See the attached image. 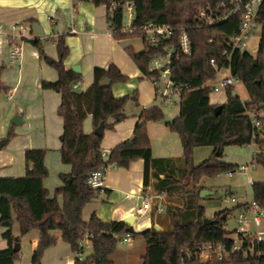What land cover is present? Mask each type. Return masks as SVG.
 Returning <instances> with one entry per match:
<instances>
[{
    "label": "trees",
    "instance_id": "16d2710c",
    "mask_svg": "<svg viewBox=\"0 0 264 264\" xmlns=\"http://www.w3.org/2000/svg\"><path fill=\"white\" fill-rule=\"evenodd\" d=\"M126 1L135 3L136 20L133 27L138 32L134 34L123 32L122 6ZM231 1L94 0L97 6L104 5L109 9L111 5H117L114 11L110 10L108 19L115 40L142 39V51L136 52L129 47L127 53L144 78L150 81L157 79L158 73L150 71L152 59L173 49L170 75L178 86L186 88L174 124L165 122L166 116L159 105L144 109L133 137L115 146L106 157L102 151L104 137L97 136L95 129L101 124L105 125L106 131L115 129L116 124L127 117L124 113L127 102L137 98L130 95L117 98L112 93V85L102 89L101 84L108 79L112 80V84L124 83L129 77L111 64L107 69H94V81L89 89L84 92L75 90L76 84L83 83V77L81 73L65 67L69 48L63 37L58 39V60L54 61L53 66L59 80L44 81L42 89L61 95L58 116L62 118L64 130L60 138V158L63 164L70 166L71 171L60 174L62 186L51 195L44 188V181L50 176L46 166L47 150L29 149L24 154L27 167L25 176L0 177V226L5 229L2 237L8 242V247L0 250V264H15L20 257V251L14 252L16 244L21 242L20 238L34 231L39 233V242L32 255L33 264H42L44 253L56 247L60 240L67 243L78 256L84 250L80 241L90 242L92 255L84 260L77 259L75 264H115L112 261L113 253L122 236L128 234L145 237L148 246L143 264H264V243L254 247V254L245 256L241 252L225 261L202 263L195 258L183 259L185 251H193L209 243H227L229 246L234 243L225 232V218L230 211L226 209L215 214L210 218L214 222L206 225V210L198 203L203 188L197 185L203 178L238 171V166L222 161L224 150L256 144L259 151L253 157V165L264 169V4L257 16L261 29L260 43L257 53L252 55L232 41L240 35V14L217 22L232 10ZM203 10H209L216 23L203 26L198 18ZM149 24L173 27L175 33L169 39L159 38L156 45H152L141 31ZM182 30L187 32L192 46L188 56L181 52L178 43ZM35 46L43 55L40 41ZM212 60L215 65H212ZM224 68L244 85L248 100L243 101L234 94V89L227 88V101L221 105L220 114L216 115L215 109L219 105L210 104L213 90L209 84L217 80L218 72ZM2 71L0 69V77ZM249 114L256 115L262 121L261 129L255 128ZM89 117L92 118L94 130L86 134L83 124ZM158 122H163L172 133L179 135L183 149L181 159H156L152 156L148 123ZM207 146L214 148L212 156L194 165V150ZM139 160L145 161L144 186H149L152 175L158 178L164 175L158 188L171 194L179 190L182 207L170 206L153 227L139 233L122 221L106 223L97 215H92L85 222L82 219L84 208L95 201L103 190H93L88 185L91 173L108 170L111 166L127 170ZM252 186L253 200L264 206V182H256ZM227 194L232 195L228 191ZM16 223L20 226L18 237L13 235ZM156 227L162 230L158 232ZM55 233H60V238Z\"/></svg>",
    "mask_w": 264,
    "mask_h": 264
},
{
    "label": "crops",
    "instance_id": "0c3cea01",
    "mask_svg": "<svg viewBox=\"0 0 264 264\" xmlns=\"http://www.w3.org/2000/svg\"><path fill=\"white\" fill-rule=\"evenodd\" d=\"M110 13L108 6H97L94 0H0V26L3 33L0 34V69L5 72L0 77V93L4 92L8 97L9 102H4V105L11 107L12 114L10 118L21 116V126L23 127L17 129L16 134L12 131L13 133L6 135L9 141L4 148H0V177L14 178L25 176L27 167L24 154L29 149L47 150L46 166L50 176L44 181V188L50 191L51 195H53L55 189L62 186L60 174L71 171L70 166L63 164L60 158L62 147L60 138L64 130L62 118L58 116L61 95L51 90L42 89L44 81H58V73L49 62H43L44 54H40L36 47L31 46L29 41L26 42L28 43L27 46H24L20 41L17 42L23 47V56L18 62H10V47L5 35L10 34L11 27L15 24L23 27L38 24L45 31V34L39 40L40 42L44 40L47 43L42 46L43 51L44 53L47 52L53 61L58 60L56 42L60 37L64 38L65 44L69 48V55L64 61L65 67L70 70L76 66L80 67V73L83 77V83L79 87L80 91L84 92L92 86L95 68L107 69L111 64H114L123 75L129 77L128 81L124 83L112 84V93L117 98L125 97V95L136 96L137 100H130L125 105L124 113L127 117L123 122L116 124L113 130H105L102 143L103 153L108 154L115 146L131 139L142 111L158 105L151 81L142 76L141 71L127 53V48L129 47H132L136 52L142 51L144 49L142 39L115 40L108 20ZM72 29H76L78 33L75 35L70 34ZM9 72L17 80L14 77H9ZM30 75L34 79L33 84L37 89L35 93L38 97L35 101L27 104V100L23 101L20 99L22 98L20 91L22 90L25 94L28 92L27 88L22 87L26 79L27 83L31 80L32 77ZM234 94L238 95L236 91ZM226 101L227 92L212 93L210 96L211 105H222ZM179 113L170 118H177ZM5 122L2 118L0 119V140L4 138L1 136H4L6 130L7 123L5 124ZM110 122H112V119H110ZM34 125L37 127L36 129ZM83 126L86 134L93 133L94 126L92 125L91 117L85 120ZM14 134L17 137L11 139ZM29 134H40V138L39 140H34L27 136L29 139L22 141L24 139L18 136ZM148 135L149 140H151L152 156L154 158H171L175 160L183 157L179 135L175 132L172 133L163 122L148 123ZM20 139L22 140L20 141ZM204 148H208L206 155L213 154V147L207 146ZM253 148L250 153L249 164L252 163L255 153L259 151V147L256 144ZM50 149L59 151V155L54 156L55 162L50 157ZM198 149L194 150V155L198 153ZM207 157L205 158L208 159ZM58 159H60V163ZM222 161L227 162L224 159ZM194 165L196 164L194 163ZM236 166L240 167L244 166V164ZM245 166L249 167L250 172V166L248 164ZM144 168V160L133 162L127 170L111 166L106 171L107 176L103 190L95 201L86 205L82 213V219L88 222L92 215H97L101 221L110 223L112 221H123L133 216L135 217L134 227L137 220H139V217L136 216V211L140 206V198L143 195H148L157 198L156 205L161 203L164 207V212L160 215L156 213V209L149 213L146 219V227L151 228L159 221L160 216H164L170 206H179L178 203L181 199L179 190H176L175 194H171L167 190L158 188L159 181L164 179V175H160L159 178L152 175L149 186H144ZM53 169L58 175V180L53 179L51 175L53 174ZM249 172L246 186H252L255 183L251 179ZM223 175L228 180L235 177H230L227 173ZM223 175L212 178V180H217ZM209 178H203L197 187L203 189L216 188V184H210ZM204 182L209 183L204 185ZM233 184L235 183L229 180L228 189L232 191L230 192L232 194L231 197L237 199L233 192V186H235ZM252 200L253 197L250 199L248 192H246V199H237L236 208L239 211L242 205ZM16 227L18 230L17 234L15 233ZM4 231L5 229L0 226V250L8 247V242L2 237ZM135 231L137 232V230ZM13 235L14 237L20 235V226L17 223L13 229ZM55 235L60 238L61 234L55 233ZM25 237L31 240V257L29 260H31L30 264H33L32 255L39 242V233L34 231ZM24 238H20V251L24 244ZM88 243L90 244V242ZM83 253L80 256L75 255L71 251L70 246L60 240L56 247L50 248L44 253L42 264H75L77 259H85ZM19 262L20 260H17L15 264H19Z\"/></svg>",
    "mask_w": 264,
    "mask_h": 264
},
{
    "label": "built area",
    "instance_id": "2783aa9c",
    "mask_svg": "<svg viewBox=\"0 0 264 264\" xmlns=\"http://www.w3.org/2000/svg\"><path fill=\"white\" fill-rule=\"evenodd\" d=\"M263 4L264 0H233L230 2L232 10L229 12V14L220 18L219 21L212 17V13L209 10H203L198 18L203 26H210L216 23V21L220 22L221 20H226L227 18L240 14L242 16L240 35L234 38L232 41L234 42L235 46L239 44L241 45L242 49L247 50V40L253 32L260 28V25L257 23V16ZM122 7L124 12L122 26L123 32L129 34L138 32V30L133 27L136 20L135 3L133 1H126L123 3ZM116 8L117 5L113 4L111 5L110 10L114 11ZM141 31L144 33L146 41L152 45H156V42L159 38L169 39L175 33V29L173 27L157 24L146 25ZM26 32L27 31L25 30V27L15 24L11 27L10 34L5 35L10 47L9 60L12 63L20 61L23 56V47H21V45L17 42L20 41V43H22L23 41L27 42L32 39V37L25 35ZM77 33L78 31L76 29H72L70 31V34L72 35ZM0 34H3L1 26ZM178 43L180 45L181 52L184 55L188 56L191 54L192 46L189 36L185 30H182L181 35L178 37ZM172 52L173 49H169L167 53L156 56V58L152 59L153 61L150 64V71L153 73L157 72L159 75L157 79L152 80L151 83L156 94V100L161 102V104H173L176 100L180 102V99L186 90V88L178 86L171 78ZM227 58H229V56H227ZM212 65H215L214 60H212ZM239 83H241L240 80L238 78H234L231 74V77L223 78L219 83H211L209 85L212 87L213 93H221L227 92V88H236ZM79 87L80 85L76 84L74 89L76 90ZM249 116L253 121L255 128L261 129L263 127L262 121H260L256 115L249 114ZM108 154L103 153V156L106 157ZM251 165H253V160ZM106 171L107 169H102L91 173V176L88 179V185L93 190H102L104 188L107 176ZM248 171L249 167L244 165L240 166L238 171L229 172L227 174L232 177L240 174L241 172L246 173ZM230 199L231 202L235 204L238 203L236 198L230 196ZM156 200L157 198H153L148 195L141 196L140 206L137 208L136 216H144L147 213H151L154 209H156V213L158 215L162 214L164 212V207L161 203L156 205ZM236 218L238 222V228L234 232H231L225 228V232L228 235L227 237L234 241L231 246H229L227 243H209L208 245L193 251H185L183 259L193 260V258H195L202 263H206L210 262L211 260L225 261L232 255L241 252L245 256L250 253L254 254V247L257 244L264 243V206L257 201H249L247 204L241 206ZM251 229H254V232L250 231ZM121 240L125 244H130L133 241L131 235L129 234L122 236ZM86 242H88V240L80 241V245L84 247Z\"/></svg>",
    "mask_w": 264,
    "mask_h": 264
},
{
    "label": "rangeland",
    "instance_id": "374dc122",
    "mask_svg": "<svg viewBox=\"0 0 264 264\" xmlns=\"http://www.w3.org/2000/svg\"><path fill=\"white\" fill-rule=\"evenodd\" d=\"M26 32V36L28 37H33V33L31 30V26L28 25L25 27ZM260 33H261V29L259 28L258 30H256L255 32L252 33V35L249 37L248 41V48L247 51L249 53H251L252 55H255L257 53V48L259 45V38H260ZM24 46H27L28 43H26V41L22 42ZM47 43L46 41H41L40 45L41 46H45ZM46 57L51 58L47 52L44 53L43 55V62L47 63L46 61ZM3 74L5 72H2ZM8 75L9 77H14L13 74H11L9 72ZM218 78L217 80L214 82V84H217L221 81V79L223 78H228L231 77L230 71L226 68L221 69L218 72ZM8 76L6 75V77L8 78ZM16 76V75H15ZM30 77H32L30 75ZM15 80L16 77H14ZM26 79V78H25ZM34 79L33 77L31 78V80L28 81L27 83V79L26 82L24 83L22 88H27L28 92L23 93V91H20V94L22 95V99L27 100L28 103H31L33 101H35L38 97V95H36L35 91L37 90L36 87H34ZM26 86V87H25ZM238 95L243 99V101H247L248 100V94H247V90L244 88V85L242 83H239L237 85L236 88H233ZM77 90L80 91V88H78ZM4 102L8 103V97L6 95V93L1 92L0 93V119L2 118L3 121H6V130L4 132V137L2 140H6L8 134H10L12 131L16 134V130L17 129H21L23 128L21 125L19 126H15L12 125V120L15 116L11 117L12 111H11V107H6L4 105ZM158 105L163 109L164 114L166 117H173L174 115H177L180 111V107L178 104V100L175 101V103L171 104V103H166V104H161V102H158ZM5 128V126H3ZM35 127V125H34ZM37 127H35L36 129ZM1 129V128H0ZM1 132V131H0ZM12 132V133H13ZM13 135L11 136V139L16 138L17 135ZM39 135L40 134H29V135H18L19 137L21 136L24 140L20 139V141H26V139H29L30 137L33 138L34 140H39ZM27 136H29V138H27ZM0 140V141H2ZM256 148V147H254ZM253 146L252 147H228L225 149L224 151V160H226L228 163L233 164V165H239V164H248L250 166V177L251 179L256 183V182H264V169H262V167L258 166V165H251L250 163V156H251V151L252 149H254ZM208 149V148H207ZM206 148H199L198 153L197 154H193L194 155V163L196 165L201 164L203 161L207 160L205 157L210 158L212 156V154L210 155H206ZM195 153V152H194ZM50 157L53 160V162H55L54 156L59 155V151H55V149H50L49 151ZM58 158V157H57ZM58 162L60 163V159H58ZM54 168V166H53ZM247 173H240L237 176H235L233 179H229L231 180L233 183V192L235 193L237 199H246V192H248V196L250 199H252L253 197V187L252 186H246L247 183ZM53 179H57L58 180V175H56V171H54L53 169V174H51ZM228 178L223 175L222 177L218 178L217 180H212V178H209L210 184H216V188H214L213 190L216 192L215 195L212 196H208V198H204L201 199L199 198L198 203H200V205L202 207L205 208L206 213L205 216L206 218L210 219L213 218L215 216V214L223 212L224 210H229V214L227 215L226 219V228L231 231L234 232L237 228H238V222H237V214H238V209L236 208V204L231 202L230 199V195L227 194V191L230 193L232 192L228 186ZM209 183V182H208ZM208 183L204 182V185H208ZM231 194V193H230ZM179 202V201H178ZM182 202V201H181ZM181 202H179V207L182 206ZM137 212V211H136ZM137 214V213H136ZM149 216V213L145 214L144 216L139 217V220H137L136 224H135V228L134 230H137V233L144 231V229H146L147 225H146V219ZM17 227L15 228V233L17 234ZM252 232H254V229L250 230ZM132 243H128L125 244L122 242V240L120 239L116 250L113 253L112 256V261H114L115 264H143V258L146 255V249H147V241L145 239V237H142L141 235H134L132 236ZM24 238V237H22ZM23 240V239H22ZM30 238H24V244L23 247L21 249V251L19 252V264H30L31 260V242H30ZM92 252V248L91 245L86 242L84 244V253L83 256L84 258H87L88 256L91 255Z\"/></svg>",
    "mask_w": 264,
    "mask_h": 264
},
{
    "label": "water",
    "instance_id": "95a60500",
    "mask_svg": "<svg viewBox=\"0 0 264 264\" xmlns=\"http://www.w3.org/2000/svg\"><path fill=\"white\" fill-rule=\"evenodd\" d=\"M119 1H122V0H119ZM31 30H32V33H33V37L32 39L29 40V43L31 44V46H34L36 47V42L39 41L43 35L45 34V31L41 29V27L38 25V24H33L31 26ZM46 60L47 62H49V64L53 65L54 64V61L52 58H49V57H46ZM257 62V60H255ZM72 70L76 73H80V67L79 66H76V67H73ZM112 80L108 79V80H105L104 82H102L101 84V88L102 89H108V87H110L112 85ZM222 108L223 106L219 105L216 109H215V114L216 115H219L220 112L222 111ZM174 121H175V118L172 119V118H169V117H166L165 118V122L168 123V124H174ZM12 125H15V126H19V125H22V117L21 116H15L12 120ZM104 132H105V125L104 124H101L100 127H98L97 129H95V134L97 136H100L102 137L104 135ZM8 139L6 140H2L0 141V148H4L7 143H8ZM216 192L213 190V189H202L201 192H200V198L201 199H204V198H208V196H212V195H215ZM135 217L133 216H130L128 217L127 219L123 220L122 222L127 225V226H133L134 223H135ZM214 221L212 219H205L204 220V223L206 225H209V224H212ZM157 231L160 232L162 230L161 227H156ZM20 251V243H17L15 248H14V252H19Z\"/></svg>",
    "mask_w": 264,
    "mask_h": 264
}]
</instances>
